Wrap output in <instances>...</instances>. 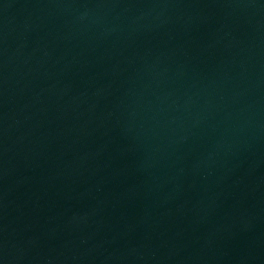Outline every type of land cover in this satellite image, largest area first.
I'll return each instance as SVG.
<instances>
[{
  "label": "water",
  "instance_id": "obj_1",
  "mask_svg": "<svg viewBox=\"0 0 264 264\" xmlns=\"http://www.w3.org/2000/svg\"><path fill=\"white\" fill-rule=\"evenodd\" d=\"M0 264H264V0H0Z\"/></svg>",
  "mask_w": 264,
  "mask_h": 264
}]
</instances>
